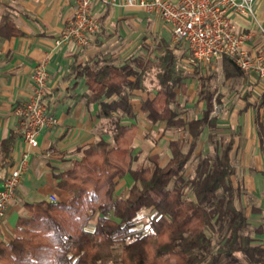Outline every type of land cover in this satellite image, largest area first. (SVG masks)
Wrapping results in <instances>:
<instances>
[{
  "label": "trees",
  "instance_id": "trees-1",
  "mask_svg": "<svg viewBox=\"0 0 264 264\" xmlns=\"http://www.w3.org/2000/svg\"><path fill=\"white\" fill-rule=\"evenodd\" d=\"M16 32L10 16L2 15L0 36ZM175 63V55L165 50L156 60H138L140 70L130 63L74 65L86 77L88 100L98 102L110 123L70 168L54 172L56 185L70 194L67 199L24 202L28 213L18 216L14 236L0 242V264H264V244L252 236L261 228L253 227L235 202L232 140L203 155L192 176L183 175L204 126L214 127L216 116L210 115L208 90L199 117L184 118L169 105L176 99L175 86H182ZM153 68L158 86L142 104L147 119L186 132L168 141L169 158L163 164L156 153L135 160L137 126L123 122L136 117L129 101L132 91L143 86ZM258 126L264 133V124ZM15 138L11 134L2 141L6 154ZM125 175L131 182L123 196L116 185ZM141 210H149L148 220L145 229L136 230ZM116 244L120 250L114 254Z\"/></svg>",
  "mask_w": 264,
  "mask_h": 264
},
{
  "label": "crops",
  "instance_id": "crops-1",
  "mask_svg": "<svg viewBox=\"0 0 264 264\" xmlns=\"http://www.w3.org/2000/svg\"><path fill=\"white\" fill-rule=\"evenodd\" d=\"M253 8L252 15L232 14L237 30L247 34L244 48L250 54L264 49V0H254ZM92 9L100 27L89 45H55L54 39L73 14L74 0H0V17L10 16L19 31L0 36V182L26 147L17 132L14 109L30 95L32 68L43 59L47 60L50 74L47 101L58 119L38 136V146L32 151L28 170L0 222V242L14 236L18 216L28 213L24 202L49 199L50 195L58 201L70 196L56 185L54 172L70 168L72 161L79 158L82 150L110 123L109 118L100 113L98 102L88 100L91 91L86 77L78 73L74 65L130 63L140 70L136 65L138 60H156L165 50H170L175 55L176 69L182 72V86H175L176 99L169 105L176 110L172 104L180 97L187 98L194 102L196 114L179 115L199 117L205 108L204 93L208 90L213 107L220 106L219 112H215L216 108L210 111V115L216 116L215 126H204L194 154L202 146L205 154L211 153L232 140L230 157L236 169L231 180L238 190L235 202L238 207L241 204L249 223L261 228L259 232H252V236L257 243L264 244V133L258 126L259 121L264 124V101H261L264 87L257 74L243 72L229 62L228 57L208 65L193 64L187 47L172 43L170 26L139 5H127L124 0H93ZM154 73L153 68L145 75L143 86L132 91L129 101L136 117H124L123 122L136 123L133 146L154 124L177 132L164 144L169 152L168 141L185 136L186 132L167 128L164 120L147 119L142 104L156 93L158 82ZM215 76L221 79L218 87L211 85ZM213 88L217 89L216 94ZM11 134H16V138L10 153L6 154L2 141ZM104 136L110 140L109 133ZM159 152L152 150L146 156L154 153L160 156ZM160 163L163 164L161 159ZM127 177H122L116 188L123 180L127 182Z\"/></svg>",
  "mask_w": 264,
  "mask_h": 264
},
{
  "label": "built area",
  "instance_id": "built-area-1",
  "mask_svg": "<svg viewBox=\"0 0 264 264\" xmlns=\"http://www.w3.org/2000/svg\"><path fill=\"white\" fill-rule=\"evenodd\" d=\"M92 1L74 0L73 14L54 39L55 45L73 43L83 47L92 42L100 27ZM124 3L139 5L167 23L172 43L184 44L192 63L208 65L230 56L243 72H255L264 87V49H258L254 54L247 52L244 48L247 34L237 30L232 19V14L252 15L254 0H124ZM31 79L30 95L14 109L17 132L26 147L0 182V222L28 170L32 151L38 146V136L43 129L58 122L47 101L50 74L46 59L33 66ZM49 200L57 199L50 195Z\"/></svg>",
  "mask_w": 264,
  "mask_h": 264
},
{
  "label": "rangeland",
  "instance_id": "rangeland-1",
  "mask_svg": "<svg viewBox=\"0 0 264 264\" xmlns=\"http://www.w3.org/2000/svg\"><path fill=\"white\" fill-rule=\"evenodd\" d=\"M155 39V38H154ZM150 41H152V38L150 36ZM194 64V63H193ZM221 79L217 78L216 76L213 77L211 85L213 87H218L220 84ZM217 90V89H216ZM215 88H213L214 94ZM194 102L188 100L187 98L180 97L178 99L177 103H173L172 106L176 107V110H178V113H181L185 116L195 115L196 111L194 109ZM220 106L217 105L215 112H219ZM153 126V125H152ZM161 131V132H160ZM159 134V135H158ZM178 133L175 131H166L162 129L161 126H158L157 124H154V127L150 130V132L144 136H140L139 139H136L135 144L133 146V152L135 154V160L136 161H142L145 159L148 152L152 150H159L160 152V159L161 162H165L167 158L169 157V152L164 148V144L166 143L167 138L176 136ZM218 142H221L220 139H216ZM216 143H214L215 146ZM217 150H213L211 153H214ZM205 154L204 148L202 146V149L195 153L194 156L190 159V161L187 163L185 170L183 172V175L185 177H190L194 173V166L195 163ZM129 176V175H128ZM127 182L122 181V185L120 184L116 188L117 194H123V196L126 194V189L129 186V182L131 180L130 176L127 177ZM240 207L242 208L241 204ZM149 215V210H141L138 213L137 219H136V225L134 228L136 230L145 229V226L147 224ZM96 219V214H93L90 220V224L93 225ZM111 250L114 254H117L120 250V247L118 244L111 247Z\"/></svg>",
  "mask_w": 264,
  "mask_h": 264
}]
</instances>
